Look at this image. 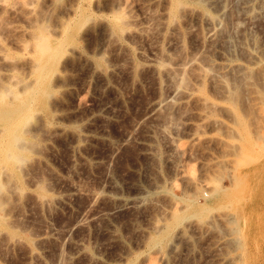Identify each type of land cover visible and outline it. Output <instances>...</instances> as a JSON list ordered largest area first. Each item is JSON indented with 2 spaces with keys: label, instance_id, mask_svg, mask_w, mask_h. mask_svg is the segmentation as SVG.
Here are the masks:
<instances>
[{
  "label": "rangeland",
  "instance_id": "1",
  "mask_svg": "<svg viewBox=\"0 0 264 264\" xmlns=\"http://www.w3.org/2000/svg\"><path fill=\"white\" fill-rule=\"evenodd\" d=\"M183 1L0 0V264H264V3Z\"/></svg>",
  "mask_w": 264,
  "mask_h": 264
},
{
  "label": "bare ground",
  "instance_id": "2",
  "mask_svg": "<svg viewBox=\"0 0 264 264\" xmlns=\"http://www.w3.org/2000/svg\"><path fill=\"white\" fill-rule=\"evenodd\" d=\"M182 1L183 0H173V5H174V10L175 9H177L180 5H182ZM211 2L212 4L214 3V4H219V2L218 3H216V1L217 0H208V2ZM184 2V1H183ZM201 2H203L202 0H201ZM205 2V1H204ZM224 2V1H223ZM244 2V1H243ZM246 5H247V8H248V10H246V12L248 11L249 13L247 14L248 16H251V15H255V14H257V12H258V7L262 4V3H264V0H246ZM207 4V3H206ZM221 4V7H220V5H218V7H220V9L222 8V2L220 3ZM224 4V3H223ZM226 4V3H225ZM216 6V5H215ZM215 6H213V7H215ZM223 6H225V5H223ZM246 7V6H245ZM224 8V7H223ZM262 8V7H261ZM219 9V10H220ZM263 9V8H262ZM262 9H261V11H262ZM217 11V10H216ZM215 11V9H214V12H216ZM221 12H223L222 10H221ZM260 12V11H259ZM218 13L220 14V12L218 11ZM262 13H263V11H262ZM219 14H213V15H211V14H206L204 17L206 18V20H208V24H209V26H208V28H206L207 30H206V32L204 33V40L206 39L207 40V42H209V41H212L213 39H214V36H215V34H216V27H215V24H216V22H217V20H218V15ZM260 16V15H259ZM219 17L220 18H222L221 17V15H219ZM252 17V16H251ZM251 17H250V19H251ZM247 18V17H246ZM254 18V17H253ZM255 18H256V15H255ZM249 20V19H248ZM206 40H205V42H206ZM209 40V41H208ZM252 43V42H251ZM251 43H249L250 44V46L249 47H251L250 49H251V54H252V58L250 59L251 61L249 62V64H255L256 62H258L260 59V51L258 50V47H255L257 44H254L253 46H251ZM254 43H255V41H254ZM222 49V48H221ZM226 50V49H225ZM225 50H223V52L225 51ZM228 50V49H227ZM229 51V50H228ZM227 51V52H228ZM248 51H249V49H248ZM222 52V57L221 58H223V59H221V61H219L218 63H217V67L218 68H216L217 70H216V72L214 71L213 73H212V79H214L216 82H218L219 83V86L221 87L220 89H221V93L222 94H224V95H229V94H232L235 90H237V85H236V83H235V81H234V83H232V84H230L229 82H228V80H227V71L229 70V69H236V65L234 66V63H233V60H230V59H228V58H226V55H224V53ZM227 54V53H226ZM225 56V57H224ZM230 57H232V56H230ZM191 60H195V56H193V57H191L190 58V61ZM201 76H202V74H201ZM187 93H188V95H190L191 93H192V91L190 90V91H187ZM155 106H157V104L155 105ZM152 108H154V107H152ZM228 259V258H227ZM226 259V260H227ZM221 261L223 262L224 261V259H221ZM232 263H234V262H232ZM110 264H113V263H110ZM116 264V263H115Z\"/></svg>",
  "mask_w": 264,
  "mask_h": 264
}]
</instances>
